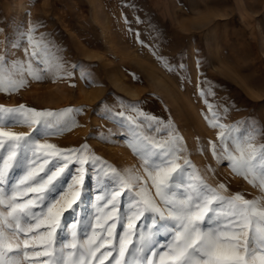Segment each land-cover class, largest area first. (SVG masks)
I'll return each mask as SVG.
<instances>
[{"label":"rangeland","instance_id":"374dc122","mask_svg":"<svg viewBox=\"0 0 264 264\" xmlns=\"http://www.w3.org/2000/svg\"><path fill=\"white\" fill-rule=\"evenodd\" d=\"M32 26L35 47L25 35ZM34 51L39 56L31 58L29 74ZM0 55L9 65L23 62V69L11 71H22L27 81L17 91H0V105L71 109L60 121L67 130L41 135L42 142L61 148L86 143L88 155L141 177L133 194L145 182L153 195L155 188L132 145L144 146L147 157L173 131L186 149L177 163L189 159L195 165L189 171H198L212 187L225 183V194L264 196L229 163L218 162L209 144L219 146L222 131L246 137L253 126L252 143L264 144V0H0ZM212 113L225 128L209 125L205 117ZM9 127L31 132L27 125ZM108 172H90L77 213L82 209L94 221L96 205L106 203L96 197L108 191L101 190ZM67 183L70 175L65 188ZM120 200L122 207L134 204L126 193ZM74 219L69 214L65 223Z\"/></svg>","mask_w":264,"mask_h":264},{"label":"snow or ice","instance_id":"6c2138e0","mask_svg":"<svg viewBox=\"0 0 264 264\" xmlns=\"http://www.w3.org/2000/svg\"><path fill=\"white\" fill-rule=\"evenodd\" d=\"M35 31L32 26L25 33L34 47ZM38 56L31 53L29 74L31 58ZM23 68V62L9 65L0 55V91L25 86L23 72L11 71ZM68 111L0 105V264H264V196L249 200L239 192L225 194L229 192L225 183L212 187L198 171H189L195 169L189 159L177 163L186 149L179 146L183 138L173 131L147 157L144 146L132 145L155 188L153 195L145 182L133 194L141 177L88 155L86 143L61 148L42 142L41 135L67 130L68 123L60 121ZM52 117L57 118L55 123ZM212 117H205L210 126L226 127L215 119L216 113ZM9 125H27L31 132H15ZM256 131L253 126L246 137L222 131L219 146L209 144L218 162L229 163L264 193V144L252 143ZM105 167L110 172L101 190L108 191L96 199L106 203L96 205L93 221L77 209L84 203L90 172L99 176ZM16 170L22 174L13 178ZM207 170L214 172L210 165ZM69 175L71 183L65 188L64 177ZM193 175L195 183H187L185 177ZM125 193L134 204L122 207L120 197ZM69 214L75 219L66 224Z\"/></svg>","mask_w":264,"mask_h":264},{"label":"bare ground","instance_id":"6f19581e","mask_svg":"<svg viewBox=\"0 0 264 264\" xmlns=\"http://www.w3.org/2000/svg\"><path fill=\"white\" fill-rule=\"evenodd\" d=\"M86 198V197H85Z\"/></svg>","mask_w":264,"mask_h":264}]
</instances>
